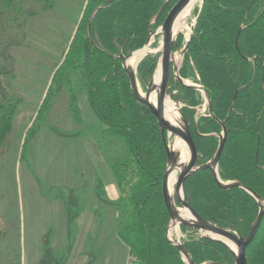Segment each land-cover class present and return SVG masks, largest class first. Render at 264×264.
I'll return each instance as SVG.
<instances>
[{
    "label": "trees",
    "instance_id": "16d2710c",
    "mask_svg": "<svg viewBox=\"0 0 264 264\" xmlns=\"http://www.w3.org/2000/svg\"><path fill=\"white\" fill-rule=\"evenodd\" d=\"M15 2L17 6L20 0ZM165 2L88 0L74 40L53 73L41 107L46 105L54 83L85 66L95 112L107 123H119L122 132L132 139L131 154L122 161L117 177L128 195L120 192L116 201H109L119 206L115 215L118 236L136 258V264H187L166 237L170 217L162 183L167 154L159 124L151 111L133 97L118 57L145 46L150 31L158 28L164 15L156 24L151 25L150 20ZM100 6L91 24L94 44L88 21ZM28 10L25 7L23 11ZM197 15L180 74L203 85L214 117L207 112L196 118V107L202 106L204 100L193 89L179 85L175 98L186 104L182 110L193 134L198 164L212 159L219 145L216 135L223 130L218 120L225 121L228 133L219 163L221 179L240 181L264 198V0H204ZM183 43L184 37L179 35L174 50ZM159 58L160 54L147 55L138 66L137 77L142 86L149 83ZM20 102L19 97L0 101V156ZM142 121L148 123L147 127ZM240 142L248 147L241 148ZM185 191L189 204L200 216L244 236L259 213V203L253 196L241 188L219 187L209 169L193 172L186 179ZM124 203L128 211L121 206ZM182 229L190 233L184 246L195 264H235L233 255L221 242L196 237V229ZM246 253L249 264H264V218Z\"/></svg>",
    "mask_w": 264,
    "mask_h": 264
},
{
    "label": "rangeland",
    "instance_id": "374dc122",
    "mask_svg": "<svg viewBox=\"0 0 264 264\" xmlns=\"http://www.w3.org/2000/svg\"><path fill=\"white\" fill-rule=\"evenodd\" d=\"M178 1L169 3L159 26ZM87 2L20 0L16 6L15 0H0V101L21 100L0 156V264H136L118 236L119 206L110 202L120 192L128 195L117 177L131 154L132 139L119 123H107L95 112L85 66L54 83L41 108ZM202 4H196L177 34L183 35V45ZM25 7L29 10L23 11ZM154 19L151 25L160 20ZM158 47V40L153 41L147 55L160 54ZM176 79L170 77L167 99L183 108L186 104L175 98L181 85ZM148 84H140L143 93ZM196 92L204 100L196 107L198 119L207 114L208 105L204 94ZM138 115L142 120L143 114ZM179 230L169 237L184 244L190 233ZM195 236L203 233L198 230Z\"/></svg>",
    "mask_w": 264,
    "mask_h": 264
},
{
    "label": "water",
    "instance_id": "95a60500",
    "mask_svg": "<svg viewBox=\"0 0 264 264\" xmlns=\"http://www.w3.org/2000/svg\"><path fill=\"white\" fill-rule=\"evenodd\" d=\"M193 0H179L167 13L164 22L159 26L157 30L150 31V37L146 45L137 51L131 52L127 55L121 53L118 57L122 61V65L125 73L127 74L131 91L133 97L140 104L146 106L151 113L156 117L160 132L163 137V141L166 147L167 154V167L163 178L162 191L163 198L166 205V208L169 213L170 223L167 229L166 237L168 241L173 244L176 248L179 249L181 255L187 264H195L193 259L190 257L188 252L185 249L183 243L179 239L169 237V230L171 227L179 226L187 227L191 229H197L203 233V237L211 238L213 240L221 242L233 255L235 264H249L247 259V247L255 238V235L258 231V228L264 218V198L258 195L253 189L246 186L240 181H223L219 174V163L222 153L224 151L226 140H227V127L225 121H219L222 126V133L218 135L219 145L213 155L212 159L205 164H198V151L194 143L193 134L190 128V124L182 112V107L178 108L179 122L178 125L171 122L165 113L166 100L168 95V85L171 74H174L177 77V82L182 86L188 89H193L200 91L204 94L206 102L208 105L209 115L214 117L211 101L208 94L206 93L202 84H194L187 82L180 74V62L177 64L173 58L176 53H179L183 61L186 51L190 44L191 35L188 38L186 44H184L179 52H174V44L177 38V34L174 31L177 18L182 13V11L192 2ZM204 0H202L203 2ZM169 5V0H167L159 12L157 13L154 22H157L162 14L165 12ZM100 9V7L98 8ZM98 9L92 14L91 18L88 21L89 27V36L92 42L95 44L92 35H91V24L94 19L95 14ZM244 27L240 28L237 36V46L239 42L240 32ZM194 26L192 27V33ZM158 40L159 46L161 45V56L157 69L160 68L162 74L161 83L158 85L154 82V78L149 82L147 86L146 93H143L140 83L137 77V66L145 58V56L151 53V44L153 41ZM146 50L145 54L138 60L135 66L129 64V60L134 57L136 52ZM160 52V51H159ZM156 93L157 102L155 103L152 100V95ZM206 107V106H205ZM174 137V139L183 140L189 149L190 158L187 163L181 162V153L175 150L173 142H169V138ZM209 169L212 171L214 179L217 185L223 189L230 188H241L248 192L255 200L259 203V213L255 219L250 232L244 236L239 234L236 230L230 228L220 227L200 216L194 208L189 204L185 191V182L186 179L195 171ZM178 172V178L176 185L174 187V192H170V176ZM186 217V215H188ZM235 247V249H234ZM208 264H223L220 262H210Z\"/></svg>",
    "mask_w": 264,
    "mask_h": 264
},
{
    "label": "bare ground",
    "instance_id": "6f19581e",
    "mask_svg": "<svg viewBox=\"0 0 264 264\" xmlns=\"http://www.w3.org/2000/svg\"><path fill=\"white\" fill-rule=\"evenodd\" d=\"M201 1V0H193L183 11L182 13L179 15V17L177 18L176 24H175V28L174 31L176 34H178L179 31H181L184 28V20L187 18V16L191 13L192 9L195 8L196 4ZM186 30V29H185ZM190 33H191V29H187L186 31V37L189 38L190 37ZM161 45L158 47V49L156 50V52H161ZM147 49L136 52L134 54V57L129 60V64H132L133 66H135V64L138 62V60H140V58L145 54ZM180 55L179 53H176L173 60L178 64L180 62ZM162 80V74L160 71V68H158L156 75L154 77V82L156 84H160ZM157 94L154 93L152 95V100L156 103L157 102ZM178 107L176 106V104L171 101V100H166V106H165V113H166V117L173 122L174 124L178 125L179 122V114H178ZM174 144V148L175 150H177L178 152L181 153V162H183L184 164L187 163L189 161L190 158V152L188 149L187 144L181 140V139H176L173 141ZM177 178H178V172L173 173L170 176V192L171 194L174 192V187L176 185L177 182ZM189 216L186 215V217ZM177 231L179 233V226H174L171 227V229L169 230L170 235H172L173 231ZM235 249V247H234Z\"/></svg>",
    "mask_w": 264,
    "mask_h": 264
}]
</instances>
